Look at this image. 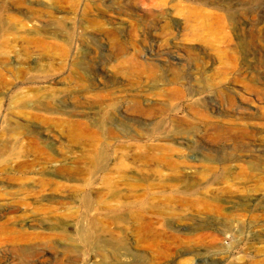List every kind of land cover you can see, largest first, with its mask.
Here are the masks:
<instances>
[{"label": "rangeland", "instance_id": "obj_1", "mask_svg": "<svg viewBox=\"0 0 264 264\" xmlns=\"http://www.w3.org/2000/svg\"><path fill=\"white\" fill-rule=\"evenodd\" d=\"M14 1L0 264H264V0Z\"/></svg>", "mask_w": 264, "mask_h": 264}, {"label": "bare ground", "instance_id": "obj_2", "mask_svg": "<svg viewBox=\"0 0 264 264\" xmlns=\"http://www.w3.org/2000/svg\"><path fill=\"white\" fill-rule=\"evenodd\" d=\"M206 2H208V3H210V2H212L211 0H205ZM167 3V2H166ZM213 3V2H212ZM13 4H14V6H23L24 5V1L23 0H17V1H14L13 2ZM123 4V3H122ZM126 7V6H125ZM189 9V8H188ZM198 10V9H197ZM189 11H190V9H189ZM193 11V10H192ZM196 11V10H195ZM194 13V12H193ZM207 13V12H206ZM191 15H192V13H190ZM199 14V13H198ZM209 15V14H208ZM32 17V16H31ZM30 16L28 17L29 19L31 18ZM192 17V16H191ZM203 17V16H202ZM214 17V16H213ZM121 18V17H120ZM190 19V18H189ZM217 20V19H216ZM33 21V20H32ZM219 21V20H218ZM98 23V22H97ZM96 23V24H97ZM37 24V23H36ZM79 24V23H78ZM93 24H95V23H93ZM112 24V23H111ZM195 24V23H194ZM209 24H211V23H209ZM208 24V25H209ZM100 25H101V23H100ZM105 25V24H104ZM212 25V24H211ZM36 26V25H35ZM81 26V25H80ZM112 26V27H111ZM110 27H109V29L108 30H105V31H103L104 32V35H106L108 38H110V39H112V41H113V43L115 44V45H117L118 47L119 46H121L122 45V43H120V41H119V34H120V32H119V30L117 29V27L115 26V25H111ZM213 26V25H212ZM196 27V26H195ZM205 27H207V26H205ZM197 28V27H196ZM107 29V28H106ZM213 29V28H212ZM254 29V28H253ZM252 29V30H253ZM103 30V29H102ZM207 30V29H206ZM209 32V31H208ZM253 33V32H252ZM254 37V36H253ZM107 39V38H106ZM255 45V44H254ZM254 86V85H253ZM250 91V90H249ZM248 91V92H249ZM251 91L252 92H258L256 89H252L251 88ZM175 92L177 93V94H180V90H178V91H176L175 90ZM260 93V92H259ZM260 99L261 100H263L264 101V93H261V95H260ZM221 100V99H220ZM229 100H231L230 98H229ZM135 102H137L136 100H135ZM136 104V103H135ZM143 105H140V103H137L136 104V111L138 112V113H142V114H146L147 113V111L142 107ZM135 107V106H134ZM244 122V121H243ZM225 124V123H224ZM218 126V125H217ZM220 126V125H219ZM221 127V126H220ZM224 128H225V126H224ZM230 129H232V128H230ZM229 129V130H230ZM234 129H236V128H233L232 129V131L234 130ZM248 129V128H247ZM246 128H244V127H241V128H237L236 130H237V132H239V133H241V134H244V132L247 130ZM216 130H217V132H218V135L219 136H221V134H220V129H218V128H216ZM229 130H228V132H229ZM248 131V130H247ZM251 131V130H250ZM228 132H225L226 134L228 133ZM234 132V131H233ZM233 132H231L232 134H233ZM252 132V131H251ZM225 133H222V134H225ZM235 134V133H234ZM253 134V133H252ZM263 155H264V153H263ZM241 213V212H240ZM214 214V213H213ZM242 214V213H241ZM209 216V215H208ZM232 216V215H231ZM241 217V216H240ZM263 217V216H262ZM238 226V225H237ZM259 263V262H258Z\"/></svg>", "mask_w": 264, "mask_h": 264}]
</instances>
